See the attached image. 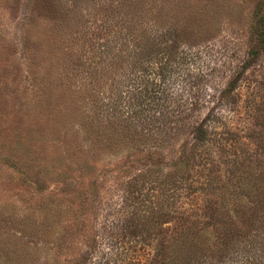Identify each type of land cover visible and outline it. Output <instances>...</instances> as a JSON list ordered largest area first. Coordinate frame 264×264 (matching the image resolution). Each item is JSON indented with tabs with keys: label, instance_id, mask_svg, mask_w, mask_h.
Returning <instances> with one entry per match:
<instances>
[{
	"label": "trees",
	"instance_id": "16d2710c",
	"mask_svg": "<svg viewBox=\"0 0 264 264\" xmlns=\"http://www.w3.org/2000/svg\"><path fill=\"white\" fill-rule=\"evenodd\" d=\"M45 1V12L29 18L30 24L41 21V34L29 33L26 40L34 50V44L41 45L35 62L51 64L57 57L63 90L52 99L45 91L43 98L54 117L63 116L69 126L71 137L64 144L80 169L91 171L97 193L104 171L115 175L142 166L127 181L116 182L122 202L110 207L111 222L97 236L100 240H86L75 264H264V101L252 91L243 105L235 93L264 54V0H257L253 11L246 59L220 93L221 100L233 101L232 113L248 117L242 128L231 127L236 132L226 123L217 126L220 112L210 108L202 115L203 104L171 89V79L185 72L181 66L199 54L192 49L211 39L210 27L197 22L172 26L174 12L157 0H121L99 26L98 41L81 29L74 32L59 6ZM188 15L194 21L188 11L185 20ZM66 60H76L71 64L75 74L68 73ZM34 81L51 88L44 79ZM70 88L77 95L71 115L63 109ZM15 117L12 125L18 126ZM238 138L255 152H244L234 165L226 154ZM145 177L153 178V200L141 199ZM147 201L151 205L142 210L140 203ZM49 208L40 222L52 236L57 222L70 225L71 217L60 207ZM26 255L33 263L34 252L27 249ZM42 261L51 264L48 258L35 262Z\"/></svg>",
	"mask_w": 264,
	"mask_h": 264
},
{
	"label": "rangeland",
	"instance_id": "374dc122",
	"mask_svg": "<svg viewBox=\"0 0 264 264\" xmlns=\"http://www.w3.org/2000/svg\"><path fill=\"white\" fill-rule=\"evenodd\" d=\"M53 1L74 32L81 29L98 41L99 26L108 21L105 19L110 18L109 12L116 8L115 5H122L121 0ZM157 1L174 12L170 20L172 26L197 22L212 29L211 39H205L207 42H200L192 49L199 54L181 66L185 70L182 77L171 79L172 91L188 102L203 104L202 115L210 108L213 114L220 112L223 117L215 121L217 126L226 123L230 128H242L248 117L242 116L243 111H240L241 116L232 113L233 101L221 100L220 93L246 59L249 28L257 0ZM45 3V0H0V264H22L27 260L29 264H36V260L46 258L51 264H75L86 248V240L91 244L100 240L97 236L105 224L111 222L110 207L121 204V190L114 189L116 182L127 181L131 172L142 168L135 165L132 171L115 175L104 171L98 182L103 189H98L97 193L92 188L91 171L81 170L70 146L64 144L71 137L69 126L63 116L54 117V111L45 107L43 98L45 91L50 90L52 99L63 90L57 81L60 68L57 57L51 64L42 63L40 59L35 62L32 58L36 60L41 45L34 44L36 52L26 40L29 33L31 37L40 36L41 21H37V25L30 24L29 18L34 20L43 14ZM187 11L195 16L194 21L189 15L185 20ZM77 46L83 47V42ZM75 63L76 60L66 63L70 75L76 73L71 69L74 67L71 64ZM61 70L64 71L63 62ZM34 77L41 82L44 79L51 88H43L41 82V85H33ZM252 91H257L258 98L264 101V54L246 71L235 93L241 94L243 105H246ZM75 92L74 88L67 90L69 99L63 101V109L70 115L75 109L71 103L77 98ZM15 115H19L18 126L12 125ZM234 141L235 146L225 156L233 157L235 165L244 152L253 154L254 147L247 142L243 145L244 140L239 138ZM112 165L115 166V162ZM161 178L163 175L158 181ZM144 179L140 182L146 181L141 189L145 194L141 198L143 201L152 199L150 189L155 185L153 178ZM147 204L151 205L149 201L140 203L142 210ZM48 206L49 209L60 207L68 220L71 217L70 225L67 220L57 222L53 237L40 222ZM27 249L36 256L33 263L26 255Z\"/></svg>",
	"mask_w": 264,
	"mask_h": 264
}]
</instances>
